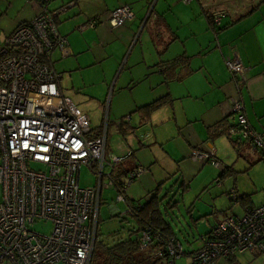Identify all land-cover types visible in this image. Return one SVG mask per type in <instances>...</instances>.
Wrapping results in <instances>:
<instances>
[{"label": "built area", "instance_id": "built-area-1", "mask_svg": "<svg viewBox=\"0 0 264 264\" xmlns=\"http://www.w3.org/2000/svg\"><path fill=\"white\" fill-rule=\"evenodd\" d=\"M47 2H37L40 12L31 21L9 35L0 32V264H89L102 190L114 188L116 201L125 202L128 185L145 171L138 166L115 178L116 167L130 152L108 155L106 130L94 136L89 118L60 92L52 55L68 57V43L56 26L58 11ZM133 17L128 7H119L109 13L108 23L117 29ZM214 22L217 26L219 18ZM98 23L93 19L81 30ZM225 66L239 86L246 83V69L237 59ZM231 111L237 124L232 134L264 157V137L249 126L240 99L232 101ZM191 159L220 169L213 152L193 151ZM82 166L96 177V188L80 187ZM227 196L232 204L240 199L235 189ZM124 215L134 212L127 206ZM45 224L48 233L33 229ZM200 239L187 264H216L246 252L264 255V205L222 219ZM139 241L142 248L158 242L156 256L167 255L169 264L184 255L178 241L150 227L140 232Z\"/></svg>", "mask_w": 264, "mask_h": 264}, {"label": "crops", "instance_id": "crops-1", "mask_svg": "<svg viewBox=\"0 0 264 264\" xmlns=\"http://www.w3.org/2000/svg\"><path fill=\"white\" fill-rule=\"evenodd\" d=\"M38 1L0 0V32L9 35L20 24L31 21L40 12ZM47 5L50 10L58 11L56 26L59 33L66 38L69 51V56L64 58L59 52H54L52 68L58 71L53 63L67 61L64 64L67 68L58 71L60 76L65 72L70 76L78 75L85 78L82 89L64 91L59 83V90L64 96L68 94L69 96L65 97L73 104L78 103L85 109L93 108L94 112L97 110L90 93L95 92L98 85L102 86L105 79L112 80L115 73V70L103 65L107 56L105 59L101 58L102 48L104 46L107 48L113 43L128 47L139 28L141 35L145 31L148 33L149 28L157 31L154 32L157 61L153 65H143V75L140 74L139 78L134 76L133 72L129 73V80L134 81L136 77L144 80L147 86L144 93L147 96L151 95L154 91L153 87H156L157 97L159 96L156 99L168 96L171 102L152 113L148 119H143L135 110L156 99L147 104H140L142 100L136 99L134 102L136 108L131 114L136 115L138 121L133 126L129 115L128 123L123 125L133 128V133L127 137H136L140 148H144L151 139L154 143L160 141L158 138L162 137V131H156L154 135L152 120H158L159 116L164 114L163 116L168 115V122H173V128L169 130L171 132L169 139L175 142L172 145L175 159L184 161L187 160L186 157L191 159L193 151L213 152L217 157L216 140L225 139L233 149H236L239 145L234 147L231 141L242 140L239 134H232L231 140L222 136L211 142L207 140L206 133L207 128L217 122L225 118L232 119L234 99L242 101L249 126L264 135V3L262 0H48ZM119 7H128L134 17L122 27L113 29L108 23V16ZM206 13L214 16L215 19L219 18L217 27L219 31L215 32L209 27ZM93 19L99 20L94 28L81 30L82 26ZM230 59H237L246 69V83L243 86H239L225 66V61ZM176 60H180L177 63L179 66L172 71L173 76L167 78V74H170L164 70V65ZM87 81L92 82L94 86H85L89 84ZM98 81L100 83L97 85ZM100 90L106 91L103 87H100ZM138 96L140 98V95ZM175 110L178 111L179 118L176 117ZM85 115L91 121L89 115ZM118 121L120 120L116 122ZM163 121L159 120V125H163ZM233 123H235L234 119H232ZM98 125L91 127L95 133L100 129ZM119 128L120 126L115 123L117 139L123 142L120 141L115 151L110 150L108 155L125 157L128 152L134 150L129 146L127 137L121 138ZM140 128L143 134L137 136ZM156 135L158 137H155ZM242 142L243 146L250 149L244 140ZM191 161L202 166L205 164L192 159ZM174 163L176 164L177 161L175 160ZM133 165L140 166L135 160ZM227 175L228 173L221 172L217 176L218 183ZM216 185L222 188L224 184L219 186L216 182ZM229 191L230 189L225 194L227 199ZM130 202L134 203L125 196V202L120 203H126L128 206ZM109 209L113 214L116 213L113 207ZM217 222L219 221H215L207 232L198 237L199 245L196 248L184 252L185 264L189 262V255L201 246L200 238L208 234ZM173 235V239L178 241L174 232ZM237 255L236 264H238ZM226 263H228L226 259H221L216 264Z\"/></svg>", "mask_w": 264, "mask_h": 264}, {"label": "rangeland", "instance_id": "rangeland-1", "mask_svg": "<svg viewBox=\"0 0 264 264\" xmlns=\"http://www.w3.org/2000/svg\"><path fill=\"white\" fill-rule=\"evenodd\" d=\"M140 31L141 28L136 31L134 39L126 48L119 43L102 48L101 58L105 59L107 56L103 65L109 66L115 70V73L112 80L105 79L102 86L98 85L100 83L98 81V88L95 92L90 93L94 98L97 112H94L93 108L85 109L78 103H74L79 111L89 115L92 128L99 124L100 132L106 130L107 154L110 153V150L115 151L122 141L117 139L116 121L131 115L132 125H136L138 118L131 114L136 108L134 105L136 99L142 100L140 104H147L159 97H157L156 87H153L154 91L151 95L147 96L144 93L147 88L144 80H139L137 77L134 81L129 80V73L133 72L134 76L139 78L140 74L143 75V65H153L157 61L155 58L156 47H154L156 42L154 32L157 31L149 28V34L145 31L142 35ZM66 63L67 61L59 62V64L54 62L53 65L60 71L67 68V65H64ZM58 71L56 72L59 73ZM61 76L60 87L64 91L83 88L84 77L70 76L65 72ZM87 82L89 84L85 86H94L91 84L92 82ZM100 87L106 91L100 90ZM175 114L179 118L178 111ZM161 115L158 120H152V132L155 135L156 131H162V137L158 138L162 144L154 143L151 139L144 148H140L136 137L126 138L129 146L134 150L135 162H138L145 171L127 187L125 196L134 203H145L150 196H153L157 186L161 185V214L170 224L184 252H189L199 245L198 237L207 232L215 221H220L228 216H241L247 207L264 205V160L260 158L258 152L243 146L242 140L238 139H233L237 140L239 145L236 149H233L225 139L216 140L215 146H218V154L217 157L215 155V159L220 164V169L214 168L210 163L199 165L191 161L190 157H186V161L175 159L173 157L175 155L174 146H172L175 142L169 139L171 134L169 130L173 128V122L167 121L168 115ZM159 120L164 122L163 125H159ZM141 133L143 134L140 128L137 136ZM119 154L124 155L117 153V155ZM226 169H231L232 172L225 179L220 180V183L224 184L222 188L218 187L216 185L217 176ZM103 183H106V180ZM79 185L81 188H96L97 186L96 177L84 166L80 169ZM229 189H235L239 196L250 198V203L245 205L240 201L236 204L230 203L225 196ZM116 195L114 188L104 189L101 192L97 231L102 239L110 238L115 233L124 236L133 224L131 218L124 215L127 209L126 203L117 202ZM191 206L192 208H190ZM110 207H113L115 214L110 211ZM200 218L203 219L196 222ZM33 229L48 233L50 225L45 224L44 229L40 225H36ZM251 254L247 252L238 254V264H264V255ZM184 259V256L180 257L175 261V264H185Z\"/></svg>", "mask_w": 264, "mask_h": 264}, {"label": "trees", "instance_id": "trees-1", "mask_svg": "<svg viewBox=\"0 0 264 264\" xmlns=\"http://www.w3.org/2000/svg\"><path fill=\"white\" fill-rule=\"evenodd\" d=\"M262 3H264V0H262ZM206 18L209 27L215 32L219 31L217 28L219 25L216 26L214 22L215 17L206 13ZM179 61L180 60H176L164 65V70H167L166 72L170 74H167V78L173 76L172 71L179 66L177 65ZM170 102L171 99L168 96H164L145 106L137 108L135 112L139 113L143 119H148L152 113L165 107ZM231 118L234 119V117ZM232 119L225 118L208 127L206 131L207 140L213 142L215 139L222 136L231 140L232 132L237 130L236 121L234 119L235 123L232 124ZM120 120L122 121L123 119ZM132 133L133 128L124 125L119 128V134L122 139ZM93 134L94 136H98L100 131L96 133L93 131ZM231 144L236 147L238 144L237 140H232ZM259 155L261 159L264 160V157H262L260 153ZM134 159V152H130L129 156L123 159L116 167L114 177L118 179L125 177L128 171L137 167L133 165ZM231 172V169H226V171H224V173L228 174H231ZM160 190L161 185H158L154 195L144 204L132 202L128 204V207L134 212V215L130 217L133 224L126 231L124 236L120 233H115L110 238L102 239L96 229L94 247L89 264H169V257L167 255H163L162 257L156 256V253L161 247L158 242L151 243L142 248L139 241L140 232L144 230L145 227H150L152 230L159 231L164 239H170L174 236L170 225L165 221L160 211L162 201V198L159 197ZM239 201L245 205L246 203H250V198L240 196ZM235 258L236 255H232L226 258V260L229 264H236Z\"/></svg>", "mask_w": 264, "mask_h": 264}, {"label": "bare ground", "instance_id": "bare-ground-1", "mask_svg": "<svg viewBox=\"0 0 264 264\" xmlns=\"http://www.w3.org/2000/svg\"><path fill=\"white\" fill-rule=\"evenodd\" d=\"M218 25H219V24H218ZM218 25H217V26H218Z\"/></svg>", "mask_w": 264, "mask_h": 264}]
</instances>
